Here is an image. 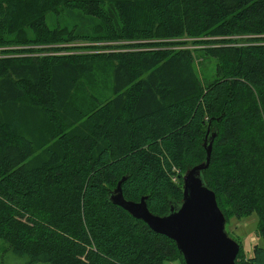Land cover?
Returning a JSON list of instances; mask_svg holds the SVG:
<instances>
[{
    "label": "trees",
    "instance_id": "obj_1",
    "mask_svg": "<svg viewBox=\"0 0 264 264\" xmlns=\"http://www.w3.org/2000/svg\"><path fill=\"white\" fill-rule=\"evenodd\" d=\"M206 130L201 181L261 238L234 263L264 264V0H0V241L23 264H183L109 196L124 177L174 211Z\"/></svg>",
    "mask_w": 264,
    "mask_h": 264
},
{
    "label": "water",
    "instance_id": "obj_2",
    "mask_svg": "<svg viewBox=\"0 0 264 264\" xmlns=\"http://www.w3.org/2000/svg\"><path fill=\"white\" fill-rule=\"evenodd\" d=\"M209 132L206 130L203 146L205 161L193 165L181 178V204L174 211L162 217L149 213L145 198L129 202L121 196L119 180L109 196L110 202L122 211L140 220L159 236H165L175 243L176 250L182 254L183 264H235L238 242L225 234L224 215L216 205L211 190L201 181V170L210 163V143H206Z\"/></svg>",
    "mask_w": 264,
    "mask_h": 264
},
{
    "label": "rangeland",
    "instance_id": "obj_3",
    "mask_svg": "<svg viewBox=\"0 0 264 264\" xmlns=\"http://www.w3.org/2000/svg\"><path fill=\"white\" fill-rule=\"evenodd\" d=\"M243 40V38L241 39ZM196 76L202 82H208L211 80L215 65L213 61L206 60L205 57L195 59ZM185 175V174H184ZM183 175V176H184ZM256 215L243 217V219L237 220L236 218H230L227 224H225V234L228 238H232L239 243L240 250L247 255L251 254V247L261 242V238L255 237V229L257 226ZM25 259L16 258L9 251L8 246L0 241V264H23ZM39 264V263H35ZM46 264V263H45ZM163 264H179V262H165Z\"/></svg>",
    "mask_w": 264,
    "mask_h": 264
}]
</instances>
